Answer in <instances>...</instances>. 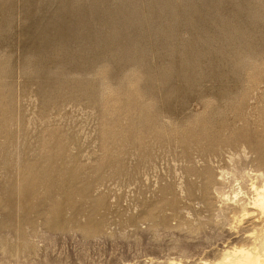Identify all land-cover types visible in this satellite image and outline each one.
I'll return each mask as SVG.
<instances>
[{
    "label": "rangeland",
    "instance_id": "374dc122",
    "mask_svg": "<svg viewBox=\"0 0 264 264\" xmlns=\"http://www.w3.org/2000/svg\"><path fill=\"white\" fill-rule=\"evenodd\" d=\"M190 90L225 93L264 143V0H3L0 262L214 264L263 248L215 192L225 163L162 142L212 100L183 113Z\"/></svg>",
    "mask_w": 264,
    "mask_h": 264
},
{
    "label": "bare ground",
    "instance_id": "6f19581e",
    "mask_svg": "<svg viewBox=\"0 0 264 264\" xmlns=\"http://www.w3.org/2000/svg\"><path fill=\"white\" fill-rule=\"evenodd\" d=\"M2 2L3 0H0V4ZM95 10L96 13H100L102 8L97 4ZM218 92L209 93L202 90L184 92L182 99H187V102L184 103V107L183 102L181 103L180 109L182 110L183 107V113L189 107L191 99L205 100L209 97L212 100L207 103L204 113L189 114L182 118L183 125L178 127L180 130L176 132L177 128L173 132L175 138L172 139L170 137L172 134H169L162 142L165 148L177 153V156L183 155L184 161L188 164H193L192 162L199 157L205 161L211 162L216 159L218 162H224L225 167H221L220 176L228 186L215 189L220 202L225 206L224 211L230 214L233 220L238 219L242 227H246L244 233H264V143L251 139L250 132L245 130V125L249 124L248 118L251 117L248 110H239L236 102L228 104L225 99L226 94ZM246 99L249 101L250 96ZM173 109L174 105L171 107L172 111ZM227 109L236 115L232 121V130L225 120H221ZM216 121L219 124H215ZM239 124H242L243 128H238ZM187 143L188 145L185 146ZM190 169H195V166ZM183 248V253H187L188 250ZM59 260L54 261L59 263ZM181 260L170 258L166 263L158 264H183ZM0 264L21 263L0 262ZM29 264L35 263L29 262ZM214 264H264V246L262 248L258 243L252 244L251 247L235 245Z\"/></svg>",
    "mask_w": 264,
    "mask_h": 264
}]
</instances>
